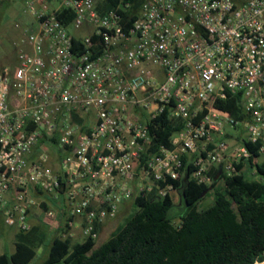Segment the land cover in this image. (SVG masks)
<instances>
[{
    "label": "built area",
    "instance_id": "2783aa9c",
    "mask_svg": "<svg viewBox=\"0 0 264 264\" xmlns=\"http://www.w3.org/2000/svg\"><path fill=\"white\" fill-rule=\"evenodd\" d=\"M25 5L17 60L0 65V222L28 232L37 208L63 238L97 240L186 163L208 185L214 167L237 173L252 152L229 139L264 159V0ZM229 93L243 119L215 105ZM161 117L182 127L142 163Z\"/></svg>",
    "mask_w": 264,
    "mask_h": 264
},
{
    "label": "trees",
    "instance_id": "16d2710c",
    "mask_svg": "<svg viewBox=\"0 0 264 264\" xmlns=\"http://www.w3.org/2000/svg\"><path fill=\"white\" fill-rule=\"evenodd\" d=\"M132 13L130 10L127 15ZM215 105L236 118L245 117L239 95L229 93L225 99H216ZM181 127L180 121L162 117L149 124L152 146L141 162L162 145L173 147L171 135ZM237 140L250 149L252 156L248 161L236 164L234 175L225 176L214 167L210 171L214 177L211 185L194 179L197 184L192 188L193 169L186 163L184 175L173 181L174 189L164 197H138L134 201L138 211L105 242L97 245V240L91 238L75 241L63 238L59 233L47 237L46 231L35 225L27 233H16L15 250L1 253L0 264H28L43 243L48 249L42 264L263 262L264 159L257 160L261 156L258 143L242 137ZM252 168H256L259 179L250 175ZM220 180H224L222 187L218 186ZM212 190L214 203L199 208L198 201Z\"/></svg>",
    "mask_w": 264,
    "mask_h": 264
},
{
    "label": "rangeland",
    "instance_id": "374dc122",
    "mask_svg": "<svg viewBox=\"0 0 264 264\" xmlns=\"http://www.w3.org/2000/svg\"><path fill=\"white\" fill-rule=\"evenodd\" d=\"M25 2L26 0H0V65L13 64L17 60L16 50L22 36V28L17 27L16 24L25 25L29 22V17L25 13ZM229 140L234 142L237 139ZM191 182L192 188H194L197 184L194 178L191 179ZM223 185L224 180H220L218 186L222 187ZM214 190L198 201L199 208H207L214 203ZM138 209L139 207L133 201L126 208H123L115 219L105 223L104 230L100 232L97 239V245L105 242L112 234L122 228ZM32 225H40L46 231L47 237L56 235V229L45 221L43 215L38 216ZM15 228L5 223L0 224V254L12 253L15 250V232H19ZM81 240L82 238L79 237L76 241ZM47 249L48 246L43 243L35 258L28 264H42L47 256Z\"/></svg>",
    "mask_w": 264,
    "mask_h": 264
},
{
    "label": "crops",
    "instance_id": "0c3cea01",
    "mask_svg": "<svg viewBox=\"0 0 264 264\" xmlns=\"http://www.w3.org/2000/svg\"><path fill=\"white\" fill-rule=\"evenodd\" d=\"M130 203H131V202L125 204V205L122 207V209H123V208H126ZM122 209H121V210H122ZM40 215H42V213H41V211H40L39 209H37V208L33 209V210H32V213H31V216H30V220H31V222H34V221L36 220V218H37L38 216H40ZM0 224H1V223H0ZM34 226H35V225H34ZM103 227H104V226H103ZM15 229H16V228H15ZM17 230H18V229H17ZM103 230H104V228H102L100 232H102ZM16 233H17V231L15 232V236H16Z\"/></svg>",
    "mask_w": 264,
    "mask_h": 264
},
{
    "label": "bare ground",
    "instance_id": "6f19581e",
    "mask_svg": "<svg viewBox=\"0 0 264 264\" xmlns=\"http://www.w3.org/2000/svg\"><path fill=\"white\" fill-rule=\"evenodd\" d=\"M256 264H264V261L263 262H257Z\"/></svg>",
    "mask_w": 264,
    "mask_h": 264
}]
</instances>
